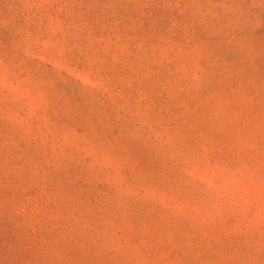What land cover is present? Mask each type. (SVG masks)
<instances>
[{
    "label": "rangeland",
    "instance_id": "rangeland-1",
    "mask_svg": "<svg viewBox=\"0 0 264 264\" xmlns=\"http://www.w3.org/2000/svg\"><path fill=\"white\" fill-rule=\"evenodd\" d=\"M0 264H264V0H0Z\"/></svg>",
    "mask_w": 264,
    "mask_h": 264
}]
</instances>
